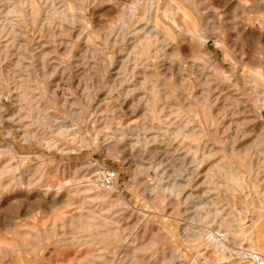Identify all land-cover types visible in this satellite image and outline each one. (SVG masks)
Wrapping results in <instances>:
<instances>
[{
  "label": "rangeland",
  "instance_id": "1",
  "mask_svg": "<svg viewBox=\"0 0 264 264\" xmlns=\"http://www.w3.org/2000/svg\"><path fill=\"white\" fill-rule=\"evenodd\" d=\"M178 6L198 36L180 27ZM263 64V0H0V264H248L238 252L264 254L250 233L234 244L229 232L224 252L215 241L232 211L251 228L264 214V82L252 74ZM235 161L250 178L227 195L206 170Z\"/></svg>",
  "mask_w": 264,
  "mask_h": 264
},
{
  "label": "bare ground",
  "instance_id": "2",
  "mask_svg": "<svg viewBox=\"0 0 264 264\" xmlns=\"http://www.w3.org/2000/svg\"><path fill=\"white\" fill-rule=\"evenodd\" d=\"M11 1V0H10ZM171 1V0H170ZM153 2V1H152ZM172 2H173V0H172ZM175 2V1H174ZM259 1H255V3H258ZM263 2H264V0H263ZM179 3V2H178ZM21 4V3H20ZM172 4H174V3H172ZM179 4H181V3H179ZM190 4V3H189ZM261 4H262V2H261ZM260 4V5H261ZM10 5V4H9ZM69 5V4H68ZM193 5V4H192ZM197 5V4H196ZM195 5V6H196ZM174 6H175V4H174ZM176 6H177V4H176ZM182 6V5H181ZM184 6V5H183ZM253 6V5H252ZM255 6V5H254ZM258 6V5H257ZM256 6V7H257ZM169 8V7H168ZM182 7H180V6H178V13L179 14H181L180 15V18H179V22H180V27H182V29H184L185 31H187V32H189V33H192L194 36H198V33H199V28H198V25L196 24V23H194L193 21H192V18L194 19V17H190L189 15H187L188 13H187V11H186V13H182L181 12V9ZM257 8H260L259 6L257 7ZM11 9V8H10ZM35 9V8H34ZM177 9V8H176ZM246 9H248V8H246ZM187 10V9H186ZM197 10V9H196ZM237 10V9H236ZM250 10H252V9H250ZM249 10V11H250ZM254 10H256L257 11V9L255 8ZM253 10V11H254ZM57 11V10H56ZM239 11V10H238ZM55 12V11H54ZM190 12V11H189ZM245 12V11H244ZM246 13V12H245ZM175 14H176V12H175ZM258 14V13H257ZM190 15H191V13H190ZM234 15V14H233ZM22 17V16H21ZM34 17H36V16H34ZM144 17V16H143ZM157 17V16H156ZM177 17H178V15H177ZM60 19V18H59ZM176 19H174V21H175ZM13 21V20H12ZM153 21V20H152ZM157 22H158V20H157ZM201 23V22H200ZM149 24H150V22H149ZM151 24H152V22H151ZM188 24H190V26L188 25ZM174 25H175V23H174ZM156 26V28L157 29H160V27L158 26V25H155ZM177 26V25H176ZM137 27V26H136ZM152 27V26H151ZM179 27V28H180ZM177 28H178V26H177ZM141 29H143V28H141ZM140 29V30H141ZM146 30H147V28H146ZM4 31V30H3ZM142 31V30H141ZM148 31H149V29H148ZM163 31V30H162ZM181 31V30H180ZM132 32V31H131ZM137 32V31H136ZM182 32H183V30H182ZM5 33V32H4ZM136 34H138V36H139V32L138 33H136ZM135 34V35H136ZM141 34V33H140ZM140 36H142V35H140ZM192 36V35H191ZM200 36H201V34H200ZM163 37V36H162ZM135 38H136V36H135ZM141 37H138V39L137 40H139ZM142 38H143V36H142ZM144 38H145V36H144ZM143 38V39H144ZM149 38H151V37H149ZM194 38H196L197 39V37H194ZM193 38V39H194ZM165 39H166V41L168 40V42H173V40L175 39V37H174V34L173 33H167L166 34V37H165ZM196 39H194V40H196ZM142 40V39H141ZM132 41V40H131ZM138 42V41H137ZM141 42V41H140ZM143 42V41H142ZM141 42V43H142ZM151 42V41H150ZM167 42V43H168ZM176 42V41H175ZM184 42V41H183ZM191 42V41H190ZM144 43H146V40H145V42ZM177 44H178V42H176ZM193 43V42H192ZM191 43V44H192ZM140 44V43H139ZM151 44V43H150ZM184 44V43H183ZM190 44V43H189ZM143 45H145V44H143ZM170 45H171V43H170ZM150 46V45H149ZM152 46V45H151ZM192 46V45H191ZM159 47H160V45H159ZM176 47H177V45L174 47V50H177L176 49ZM263 47V46H262ZM147 48V47H146ZM161 48V47H160ZM178 48V47H177ZM135 49V48H134ZM155 49H157V48H155ZM165 49H166V47H165ZM179 49V48H178ZM263 49V48H262ZM143 50V49H142ZM163 50V49H162ZM258 50V49H257ZM257 50H254V51H257ZM168 51V50H167ZM179 51V50H178ZM177 51V52H178ZM245 51H247V50H245ZM258 51H260V50H258ZM156 52V51H155ZM154 52V53H155ZM169 52V51H168ZM180 52V51H179ZM178 52V53H179ZM151 53V52H150ZM159 53H160V49L158 48V50H157V52H156V55H159ZM167 53V52H166ZM177 53V54H178ZM136 54V53H135ZM175 54V53H174ZM173 54V55H174ZM180 54V53H179ZM179 54L177 55V56H179ZM260 54V53H259ZM258 54V55H259ZM262 54V53H261ZM155 55V54H154ZM165 55V54H164ZM167 55V54H166ZM172 55V53H171V55L170 56H173ZM176 55V54H175ZM189 55V54H188ZM192 55V54H191ZM230 55V54H229ZM150 55H147V58H145V59H148V57H149ZM153 56V55H152ZM151 56V57H152ZM162 56V55H161ZM190 56V55H189ZM233 56V55H232ZM167 57V56H166ZM175 57V56H174ZM181 57V56H180ZM179 57V58H180ZM195 57V56H194ZM226 57V56H225ZM248 57V56H247ZM150 58V57H149ZM155 58V57H154ZM159 58V57H158ZM164 58V57H163ZM176 58V57H175ZM183 58V57H182ZM235 58V57H234ZM233 58V59H234ZM181 59V58H180ZM230 59H231V56H230ZM243 59H245V56L243 57ZM250 59V58H249ZM142 60V59H141ZM170 60V59H169ZM227 60V59H226ZM229 60V59H228ZM232 60V59H231ZM235 60V61H234ZM233 61H234V63L235 62H237L236 61V59H234ZM251 60V59H250ZM161 61V60H160ZM205 61V60H204ZM196 62V61H195ZM231 62V61H230ZM246 62V61H245ZM259 62V61H258ZM154 63V62H153ZM233 63V64H234ZM247 63V62H246ZM193 64H195V63H193ZM248 64V63H247ZM251 64H253V68H259V66L261 65L262 66V64H258V63H256L255 61H252L251 60ZM250 64V65H251ZM259 65V66H258ZM264 65V64H263ZM193 66V65H192ZM195 66H196V64H195ZM200 68V67H199ZM245 69V68H244ZM262 72V71H261ZM260 72V69H254V71H253V77H255V78H257L258 80H260V81H263L264 82V74L263 73H261ZM153 73V72H152ZM151 73V74H152ZM158 73V72H157ZM243 74V73H242ZM153 75V74H152ZM243 76V75H242ZM154 77V76H153ZM243 77H245V76H243ZM212 78V77H211ZM228 78V77H227ZM250 78V77H249ZM197 80H198V78H196ZM253 79V78H252ZM151 80V79H150ZM181 81V80H180ZM203 81V80H202ZM255 81V80H254ZM184 82H187L186 80L184 81ZM183 83V82H182ZM181 83V84H182ZM230 83V82H229ZM187 84V83H186ZM191 85H192V83H190ZM173 85H175V84H173ZM173 85H171V86H173ZM191 85H190V87H191ZM193 85H196V84H193ZM201 85V84H200ZM203 85V84H202ZM180 86V85H179ZM187 87H188V84L186 85ZM186 86H184V87H186ZM149 87V86H148ZM186 87V88H187ZM210 87V86H209ZM176 89H177V87H175ZM179 88V87H178ZM182 88V87H181ZM191 88H193V87H191ZM196 88V87H195ZM216 88V87H215ZM145 89V88H144ZM162 89H164L163 87H162ZM172 89V88H171ZM170 89V90H171ZM203 89V88H202ZM213 91H214V89L213 88H211ZM221 89V88H220ZM151 90H153V89H151ZM154 90H155V88H154ZM158 90H160V88L158 89ZM166 90H167V87H166ZM168 90H169V88H168ZM177 90H179V89H177ZM191 90V89H190ZM195 90V89H194ZM156 91V90H155ZM174 91H176V90H174ZM174 91H173V93H174ZM179 91H182V90H179ZM188 90L186 89L185 90V93L187 92ZM191 91H193V90H191ZM204 91H205V88H204ZM203 91V92H204ZM216 91V90H215ZM218 91V90H217ZM225 91V90H224ZM223 91V92H224ZM171 92V91H170ZM183 92V91H182ZM190 92V91H189ZM194 92V91H193ZM208 92V91H207ZM207 92H204V94H206ZM211 92V91H210ZM209 92V93H210ZM220 92V91H219ZM161 93V92H160ZM163 93H165V90H164V92ZM166 93H168V92H166ZM180 93V92H179ZM184 93V92H183ZM184 93V94H185ZM209 93H207L205 96H207ZM159 94V93H158ZM170 94H172V92L170 93ZM186 94H189L188 92L186 93ZM215 94V93H214ZM162 95H165V94H162ZM173 95V97L175 96L174 94H172ZM192 95V94H191ZM168 96V95H167ZM167 96H165V98H167ZM178 96V95H177ZM179 96H184V95H179ZM188 96H190V95H188ZM211 96V95H210ZM160 97H162V96H160ZM164 97V96H163ZM198 97V96H197ZM202 97V96H201ZM219 97H220V95H219ZM169 98V97H168ZM203 98V97H202ZM202 98H199V99H202ZM145 99V98H144ZM186 99V98H185ZM191 100V99H190ZM209 99L207 98V97H205L204 99H203V103L202 104H205V103H207V101H208ZM196 102V101H195ZM194 102V103H195ZM210 102H211V100H210ZM241 102V101H240ZM193 103V104H194ZM199 103V102H198ZM197 103V104H198ZM226 103V102H225ZM239 103V102H238ZM243 103V102H242ZM207 104H209V103H207ZM240 104V103H239ZM227 105V104H226ZM238 105V104H237ZM245 105V104H244ZM197 106V105H196ZM199 106H201V105H199ZM205 106H206V104H205ZM204 106V107H205ZM229 106V105H228ZM198 107V106H197ZM202 107V106H201ZM200 107V108H201ZM210 107V106H209ZM225 107V106H224ZM231 107V106H230ZM234 107V106H233ZM199 108V107H198ZM227 108V107H226ZM243 108V107H242ZM245 108V107H244ZM194 109V108H193ZM203 109V108H202ZM201 109V110H202ZM195 110H197V108L195 109ZM199 110V109H198ZM231 110V109H230ZM145 111V110H144ZM225 111V110H224ZM233 111V110H232ZM235 111V110H234ZM244 111V110H243ZM197 112V111H196ZM199 112V111H198ZM176 113V112H175ZM226 113V112H225ZM201 124V123H200ZM202 124H201V128H202ZM264 126V125H263ZM152 127V126H151ZM197 129V128H196ZM200 129V128H199ZM206 129V128H205ZM155 130V129H154ZM158 130H160V129H158ZM201 130V129H200ZM203 130V129H202ZM195 131V130H194ZM198 131V130H197ZM247 131L248 130H246V129H244V128H242L241 129V132L243 133V136L245 137L246 136V133H247ZM175 132H177V131H175ZM206 132H207V130H206ZM190 133V132H189ZM199 133H200V131H199ZM202 133H204V132H202ZM237 133V132H236ZM177 134V133H176ZM180 135V134H179ZM188 135V134H187ZM187 135H185V137H187ZM193 135H196V133H193ZM249 135V134H248ZM156 136V135H155ZM185 137H184V139H185ZM197 137H198V135H197ZM202 137V136H201ZM200 137V138H201ZM239 137H241L239 134H236L235 136H234V139H233V141H232V146H231V150L234 152V150H235V143H236V141L238 140V138ZM181 138H183V136L181 135ZM155 139V138H154ZM157 139V138H156ZM183 139V140H184ZM201 139H203V138H201ZM254 139V138H253ZM258 140V139H257ZM203 141V140H202ZM264 142V137H260L259 138V142ZM208 142V141H207ZM254 142V140L250 143V144H252ZM257 142V141H256ZM258 142V143H259ZM260 142V144H262ZM133 143V142H132ZM209 143V142H208ZM107 144V143H106ZM187 144V143H186ZM244 144V143H243ZM112 145V144H111ZM111 145H109V149L110 148H112V146ZM191 145V144H190ZM241 145V144H240ZM108 146V145H107ZM243 146V145H242ZM245 146V145H244ZM251 146H255V144L254 145H251ZM250 146V147H251ZM114 147V146H113ZM187 147H189V145L187 146ZM194 147V146H193ZM193 147H189V149H191L192 150V148ZM213 147V146H212ZM238 148V147H237ZM242 148H244V147H242ZM247 148H249L248 146L246 147V148H244V149H247ZM263 148V147H262ZM156 149V148H155ZM186 149V148H185ZM194 149V148H193ZM213 149V148H212ZM230 149V148H229ZM260 149V148H259ZM211 150V149H210ZM222 150V149H221ZM248 150V149H247ZM193 151V150H192ZM196 151H197V149H196ZM218 151V150H217ZM220 151V150H219ZM241 151H242V149H241ZM246 151V150H245ZM260 151H261V149H260ZM191 152V151H190ZM189 152V153H190ZM209 152V151H208ZM223 152V151H222ZM206 153H207V151H206ZM215 154L214 153V151L213 150H211V152H209V154L211 155V154ZM235 153V152H234ZM243 153V152H242ZM245 153V152H244ZM248 153H249V150H248ZM248 153H247V151H246V153L245 154H240L241 156H242V160L245 162V163H247V160H248V156H250V155H248ZM158 154V153H157ZM191 154V153H190ZM208 154V153H207ZM233 154V153H232ZM251 154V153H250ZM192 155V154H191ZM237 155H238V153H237ZM240 155H238V157L240 156ZM261 155L264 157V150L262 151V153H261ZM209 156V155H208ZM208 156H206V155H203V158H204V160L205 159H208V158H210V157H212V155L210 156V157H208ZM216 156V155H215ZM236 156V155H235ZM234 156V157H235ZM226 157V156H225ZM237 157V156H236ZM237 157V158H238ZM252 157V154H251V156H250V163H249V161H248V163H249V165H250V168H249V170H250V172L249 173H251L252 175H254V173L255 172H257L256 171V169H255V167H254V162L256 161V160H254V158H251ZM236 158V160H238ZM240 158V157H239ZM198 159H201V157H199ZM198 159H196L197 161H198ZM202 160V159H201ZM201 160H199V161H201ZM203 160V161H204ZM209 160V159H208ZM207 160V161H208ZM185 161V160H184ZM194 162H195V160H193ZM210 161V160H209ZM215 161V160H214ZM259 161V160H258ZM222 162H225V161H222ZM216 163V165H215V163H214V166L213 167H210V168H208L209 170H206V171H209V172H207V179H211V181L213 182L214 181V177H217V178H219V181H218V187L222 190V189H224V191L227 193V195H228V193L230 192V190H232V189H235V188H240V189H245L247 186H246V184H245V179H246V177H245V174H247V173H245L244 172V169H243V165L241 166L240 164H244V163H240L239 162V164H237L236 163V161H235V163ZM202 163V162H201ZM247 163V164H248ZM213 164V163H212ZM203 166H205L204 165V163L202 164ZM262 165V164H261ZM201 166V165H200ZM209 166V165H208ZM247 167V166H246ZM201 168H203V167H201ZM257 168V167H256ZM258 168H260V167H258ZM206 169V168H205ZM199 170H200V168H199ZM202 170V169H201ZM194 171V170H193ZM195 171H197V170H195ZM194 171V172H195ZM260 171V170H259ZM204 173V172H203ZM259 173V172H258ZM248 175V174H247ZM254 177H255V175H254ZM256 177H257V175H256ZM250 177H249V175H248V178L247 179H249ZM264 178V177H263ZM213 179V180H212ZM257 179H258V177H257ZM248 181V180H247ZM205 182H206V179L204 180V184H205ZM251 182V181H250ZM263 182V181H262ZM202 183H203V181H202ZM206 183H208L209 184V182H206ZM255 183V182H254ZM181 183H179L178 185L181 187V185H180ZM212 184V183H211ZM214 184V183H213ZM217 184V183H216ZM256 184V183H255ZM251 185H253L254 186V184L252 183ZM258 185V184H257ZM176 186V185H175ZM174 186V187H175ZM178 186V187H179ZM252 186V187H253ZM183 187H184V183H183ZM256 186H254V188H255ZM171 188V187H170ZM173 189V188H172ZM211 191V190H210ZM214 191V190H213ZM237 191V190H236ZM205 192V191H204ZM219 192V191H218ZM258 193V192H257ZM202 194V193H201ZM210 195V194H209ZM215 195V194H214ZM63 196V195H62ZM46 197V196H45ZM205 197V196H204ZM208 197V196H207ZM213 197V196H212ZM37 198V197H36ZM211 198V197H210ZM250 198V197H249ZM252 199V198H251ZM55 200V199H54ZM63 201V200H62ZM209 201V203L210 204H213V206H214V204H216L217 203V200L216 199H213L212 201L211 200H208L207 199V201L206 202H208ZM230 201H231V199H230ZM43 202V201H42ZM53 202V201H52ZM232 202V201H231ZM261 202V201H260ZM253 204H254V201L252 202ZM261 203H263V202H261ZM46 204V203H45ZM232 204H235L234 203V201L232 202ZM252 204V205H253ZM234 206V205H233ZM209 207V206H208ZM252 207H254V206H252ZM66 208V207H65ZM205 208V207H204ZM203 208V210H205ZM255 208V207H254ZM209 211H210V209H209ZM239 210H237L236 212H238ZM235 211H232L231 212V214H232V218L231 219H229V217H228V219L227 220H224V222L222 223V231H225L226 233H227V235H225V237H223V238H218V239H216L215 241H216V244H217V246L219 247V246H222V248H221V251H223L224 250V248H223V246H225V243H227V239L228 238H231L230 237V234H229V232H231L232 234H233V236H232V239H233V243L234 244H237L238 243V238H242L246 233H250V235H252V239L258 244V243H264V214L263 213H260V214H256V215H254L253 216V218H252V222H253V228H251V227H249V226H245L244 225V223L242 222V220H243V215H241V213L240 214H238V213H236ZM242 212V211H241ZM203 214V213H202ZM205 216H206V214H205ZM208 216V215H207ZM94 217V216H93ZM204 217V216H203ZM223 219H225V218H223ZM89 220V219H88ZM216 220V219H215ZM214 220V221H215ZM222 220V219H221ZM106 221V220H105ZM138 221V220H137ZM66 223V222H65ZM106 225H108V223L106 224ZM86 227V226H85ZM99 227H100V225H99ZM225 228H227V229H225ZM113 230V229H112ZM78 232V231H77ZM193 232H195V231H193ZM73 234V233H72ZM110 234V233H109ZM195 234V233H194ZM202 235V232L201 231H197L196 232V234H195V236H196V238L197 237H200ZM248 235V234H247ZM249 235V236H250ZM189 238H190V236H189ZM82 239V238H81ZM191 239V238H190ZM210 239V238H209ZM243 240H244V238H242ZM91 240V239H90ZM242 240V241H243ZM96 241V240H95ZM231 241V240H230ZM245 241V240H244ZM247 241V240H246ZM84 242V241H83ZM89 243V242H88ZM93 243H94V241H93ZM83 244V243H82ZM228 244V243H227ZM19 245V244H18ZM93 245V244H92ZM239 245V244H238ZM240 247V246H239ZM217 248V247H216ZM13 249V248H12ZM32 249V248H31ZM223 249V250H222ZM240 249V248H239ZM242 249V248H241ZM247 249V248H246ZM2 250V249H1ZM137 250V249H136ZM215 250V249H214ZM217 250H219V248L218 249H216V252H218ZM233 250V249H232ZM261 250V249H260ZM259 250V251H260ZM169 251H171V250H169ZM226 251V250H225ZM247 251V250H246ZM249 251V250H248ZM19 252V251H18ZM172 252V251H171ZM220 252V251H219ZM224 252V251H223ZM251 252H258V251H251ZM264 252V251H263ZM14 253V252H13ZM25 253V252H24ZM92 253V252H91ZM125 253V252H124ZM226 253V252H225ZM258 253H260V252H258ZM212 254V253H211ZM214 254V253H213ZM221 253H219V256H221L220 255ZM238 254H239V256H241V257H244V252L243 251H241V252H238ZM260 254H262V253H260ZM14 255V254H13ZM27 255V254H26ZM223 255V254H222ZM264 255V254H263ZM92 256V255H91ZM217 256V255H216ZM218 256V257H219ZM24 257V256H23ZM33 257V256H32ZM171 257L172 258H177L178 257V255L177 254H174V253H172L171 254ZM170 257V258H171ZM19 258V257H18ZM98 258H100V256H98ZM111 258V257H110ZM121 258V257H120ZM127 258V257H126ZM171 258V259H172ZM101 259V258H100ZM135 259H136V257H135ZM180 259V258H179ZM90 260V259H89ZM110 260V259H109ZM128 260V259H127ZM175 260V259H174ZM108 261V260H107ZM109 262V261H108ZM107 262V263H108ZM124 262V261H123ZM32 263V262H31ZM81 263V262H80ZM111 263L112 264H115V262H112L111 261ZM118 263V262H117ZM126 263V262H125ZM93 264H95V263H93Z\"/></svg>",
  "mask_w": 264,
  "mask_h": 264
},
{
  "label": "built area",
  "instance_id": "3",
  "mask_svg": "<svg viewBox=\"0 0 264 264\" xmlns=\"http://www.w3.org/2000/svg\"><path fill=\"white\" fill-rule=\"evenodd\" d=\"M244 259L248 264H264V255L258 252L245 251Z\"/></svg>",
  "mask_w": 264,
  "mask_h": 264
}]
</instances>
